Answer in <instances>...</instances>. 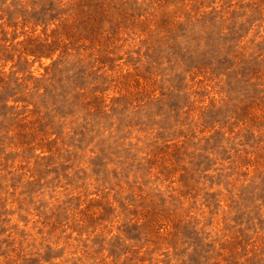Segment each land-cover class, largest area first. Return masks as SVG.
I'll list each match as a JSON object with an SVG mask.
<instances>
[{
  "label": "rangeland",
  "instance_id": "obj_1",
  "mask_svg": "<svg viewBox=\"0 0 264 264\" xmlns=\"http://www.w3.org/2000/svg\"><path fill=\"white\" fill-rule=\"evenodd\" d=\"M0 264H264V0H0Z\"/></svg>",
  "mask_w": 264,
  "mask_h": 264
}]
</instances>
